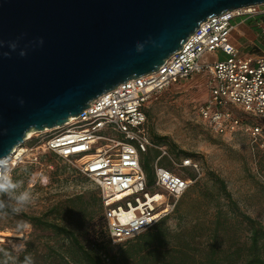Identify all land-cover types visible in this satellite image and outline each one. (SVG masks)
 Returning a JSON list of instances; mask_svg holds the SVG:
<instances>
[{
  "label": "built area",
  "instance_id": "built-area-1",
  "mask_svg": "<svg viewBox=\"0 0 264 264\" xmlns=\"http://www.w3.org/2000/svg\"><path fill=\"white\" fill-rule=\"evenodd\" d=\"M239 18L264 19V5L207 18L155 72L98 96L63 126L45 131L47 136L29 150L32 163L53 155L94 184L100 192L101 222L109 243L132 239L171 215L199 174L190 157L170 154L152 142L146 116L152 97L170 85L205 77L208 96L198 108L201 122L218 136L246 132L254 141L263 139L264 51L245 54L231 42L234 20ZM256 27L264 38V22ZM217 53L224 59L203 62L204 55ZM19 148L10 156L11 171L27 152ZM149 149L158 152L151 184L141 159ZM143 221L149 223L142 230Z\"/></svg>",
  "mask_w": 264,
  "mask_h": 264
},
{
  "label": "water",
  "instance_id": "water-1",
  "mask_svg": "<svg viewBox=\"0 0 264 264\" xmlns=\"http://www.w3.org/2000/svg\"><path fill=\"white\" fill-rule=\"evenodd\" d=\"M264 0H0V157L155 72L207 18Z\"/></svg>",
  "mask_w": 264,
  "mask_h": 264
},
{
  "label": "rangeland",
  "instance_id": "rangeland-1",
  "mask_svg": "<svg viewBox=\"0 0 264 264\" xmlns=\"http://www.w3.org/2000/svg\"><path fill=\"white\" fill-rule=\"evenodd\" d=\"M253 21L256 24L263 23L264 19L239 18L234 20V24L238 26L232 35L247 27L255 35V43L249 45V48L253 47L252 50H241L239 47V50L245 54L260 53V50H254L256 48L254 46L264 49V38L259 35V30ZM215 58L217 60L224 59L220 53H217L211 56L204 55L202 60L211 62ZM206 80L205 77L197 76L170 85L152 97L147 105L148 128L154 142L157 137L164 139L158 146L165 148L170 154L184 156L185 153L190 155L186 157H190L200 169L196 182L185 193L186 196L180 204L179 212L177 214L173 212L158 223L163 232L165 249L177 245L178 234L181 232L193 236L196 239L195 244L197 242L210 243L209 237L211 229L214 227L217 209L227 213L228 229H231L226 233V236L220 237L223 243L222 248L231 251L237 241L240 244L245 242L247 233L244 224L240 223V219L236 215L230 213V208L218 195L216 178L224 182L226 190L239 211L264 227V134L263 139L255 141L246 132H239L230 137L213 134L198 116V108L208 96ZM250 123V120L245 121L247 125ZM47 134L43 131L40 134L34 133L29 139L25 138L22 148L27 149V152L22 156V162L14 168L18 170L15 173L14 169L11 171L12 178L29 171V174L25 176V186L16 190L17 194L24 190L32 193L33 203L21 213L28 216H41L47 207L58 199L96 189L92 182L53 155H51L52 157L50 155L38 156L37 162L32 163V155L29 150ZM157 156V151L149 149L146 154L141 155V159L143 164L151 168ZM164 162L166 164L165 160L162 161V163ZM186 173L188 176H192V174ZM195 183L198 186H195ZM3 200L5 203H10L6 195ZM21 225H23L21 233L17 234L11 230V228ZM91 226L88 237H81L80 240L87 246L102 243L107 245L109 259H106L104 263L109 264L111 258L112 260L116 258V264H118L121 261L117 256L118 247L125 241L114 245L108 244L102 222L98 221ZM18 235L19 237H17ZM43 235L46 234L34 232L29 225L25 224L20 219V214L15 216L9 214L5 218H0V239H2L0 245L11 250V244L19 243L22 239L25 242L33 243V250L39 257L43 249L42 244L47 242L50 246L53 245L52 241L39 238ZM13 253L18 257L17 264H19V258L23 252ZM36 262L40 263L41 261Z\"/></svg>",
  "mask_w": 264,
  "mask_h": 264
},
{
  "label": "trees",
  "instance_id": "trees-1",
  "mask_svg": "<svg viewBox=\"0 0 264 264\" xmlns=\"http://www.w3.org/2000/svg\"><path fill=\"white\" fill-rule=\"evenodd\" d=\"M146 116L148 119L147 113ZM163 140L157 137L155 142L153 139L152 142L159 145ZM184 156L190 155L184 153ZM162 164L167 166L165 162ZM142 168L148 184H151L152 166L149 168L142 162ZM17 170L14 169L13 172L15 173ZM26 174H29V171L14 176L12 179L22 181V187H24ZM215 182L218 185V195L226 202L230 213L236 215L240 219V223L244 224L247 233L244 243L240 244L237 241L231 251L222 248L223 243L220 237L226 236V233L231 229H228L227 213L217 209L214 227H212L209 237L210 243L197 242L195 244L196 239L193 236L181 232L178 234L177 245L165 249L163 232L157 224L119 245L117 256L121 261L118 264H264V227L239 211L221 179L216 178ZM195 186H198L197 183ZM185 196L186 194L178 201L174 210L176 214L179 212L180 204ZM3 197L0 196V199ZM13 216L15 215L13 214ZM101 217V196L97 189L58 199L51 203L41 216L20 214V219L34 232L46 234L39 238L52 241L53 245L50 246L47 242L42 244L41 256L37 257L36 251L33 250V243L27 241V249L21 254L19 261H22L25 255H31L35 264H105V260L109 259L107 245L102 243L87 246L80 240L81 237H88L91 225L101 221ZM11 230L18 234L22 232L23 227H14ZM107 243L109 244V242ZM0 248L10 252L13 260L17 259L10 248L3 245H0ZM3 259L4 256L0 253V260ZM39 260L41 262L37 263L36 261ZM116 263L117 259L112 260L111 258L109 264Z\"/></svg>",
  "mask_w": 264,
  "mask_h": 264
},
{
  "label": "clouds",
  "instance_id": "clouds-1",
  "mask_svg": "<svg viewBox=\"0 0 264 264\" xmlns=\"http://www.w3.org/2000/svg\"><path fill=\"white\" fill-rule=\"evenodd\" d=\"M22 185V181H14L12 179L10 157L8 155L0 157V196L6 195L10 201V203H5L3 199H0V218H5L9 214L19 215L33 203V196L30 191L24 190L19 194L16 193V190ZM146 223L149 222L143 221L139 227L141 228ZM20 227L22 228L23 226ZM26 245V242L21 239L19 243H12L11 247L13 252L21 253L26 251ZM0 253L4 256V259L0 260V264H17L18 257L13 260L11 253L2 248H0ZM19 264H35V262L31 255H25L23 260L19 261Z\"/></svg>",
  "mask_w": 264,
  "mask_h": 264
},
{
  "label": "crops",
  "instance_id": "crops-1",
  "mask_svg": "<svg viewBox=\"0 0 264 264\" xmlns=\"http://www.w3.org/2000/svg\"><path fill=\"white\" fill-rule=\"evenodd\" d=\"M254 22V21H253ZM236 25V24H235ZM237 26L236 25V28L235 30H237ZM237 33H235L234 35H232V39H231V42L236 45L238 48L240 47L241 50L242 49H245V50H252V48H249V45L250 44H253L255 43V35L253 33V31L247 27L245 30H242V31H236ZM237 37V38H236ZM256 47V48H255ZM254 50H260V51H263L262 49H260L258 46H254ZM249 54H253V53H249Z\"/></svg>",
  "mask_w": 264,
  "mask_h": 264
},
{
  "label": "bare ground",
  "instance_id": "bare-ground-1",
  "mask_svg": "<svg viewBox=\"0 0 264 264\" xmlns=\"http://www.w3.org/2000/svg\"><path fill=\"white\" fill-rule=\"evenodd\" d=\"M48 130H50V129L44 130V132H45V131H48ZM32 135H34V133H29L28 136H27V139L31 138ZM19 149H21V148H19ZM23 153H24L23 150H22V151H19L18 155L20 156V155H22ZM17 237H19V235H18ZM0 241H2V239H0Z\"/></svg>",
  "mask_w": 264,
  "mask_h": 264
}]
</instances>
